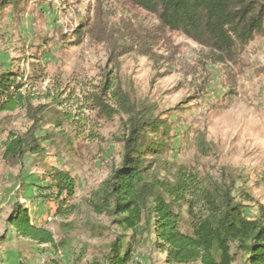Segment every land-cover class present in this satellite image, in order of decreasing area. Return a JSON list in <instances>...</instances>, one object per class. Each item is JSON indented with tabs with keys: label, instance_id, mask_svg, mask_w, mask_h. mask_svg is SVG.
Segmentation results:
<instances>
[{
	"label": "rangeland",
	"instance_id": "1",
	"mask_svg": "<svg viewBox=\"0 0 264 264\" xmlns=\"http://www.w3.org/2000/svg\"><path fill=\"white\" fill-rule=\"evenodd\" d=\"M85 21L101 24L112 34L118 31L122 38L158 24L151 14L119 0H80L75 5L32 0L0 17L4 36L0 72L24 70L22 91L34 108L47 106L38 136L53 134L43 143L45 157L27 156L22 166H12L3 160V143L10 133L25 134L33 121L25 109L0 113V264H88L114 240L110 232L93 235L90 229L108 225L105 217L92 212L90 200L118 166L122 152L123 117L101 119L87 102L107 76L110 81L116 78L135 103L155 108L154 115L172 123L165 160L196 168L203 175L220 176L226 169L237 180L241 177L237 187L243 186L253 198L245 203L247 216L261 215L264 36L242 52L237 67L209 62L206 50L178 33L169 34L170 41L155 50L161 57L158 61L130 53L111 63L102 34L85 33L79 45L71 44L73 32L83 30ZM59 102L61 110L81 114L82 132L69 123L63 126L65 136L55 128L51 111ZM201 137L207 142L206 153L198 148ZM52 169L68 172L75 180L76 195L67 205L73 208L70 215H58L54 200L40 199L48 191L38 187L39 180ZM19 205L29 207L36 223L52 232L57 248L19 239L6 229L7 219ZM60 243H65L64 248ZM134 260V264H168L164 251L140 249Z\"/></svg>",
	"mask_w": 264,
	"mask_h": 264
},
{
	"label": "trees",
	"instance_id": "2",
	"mask_svg": "<svg viewBox=\"0 0 264 264\" xmlns=\"http://www.w3.org/2000/svg\"><path fill=\"white\" fill-rule=\"evenodd\" d=\"M31 1L0 0V17L7 9L18 10ZM61 1L75 5L80 0ZM119 1L151 14L157 26L122 38L118 31L112 34L101 24L91 26L85 21L83 30L73 32L71 44L79 45L85 33L102 34L110 48L111 63L130 53L158 61L161 57L155 50L170 41L169 34L178 33L206 50L209 62L237 67L242 52L264 36V0ZM24 75L19 68L18 72L13 68L0 72V113L25 109L33 121L25 134L10 133L3 143V160L12 166H22L27 156L45 157L43 143L53 138L49 132L44 138L38 136L47 106L34 108L30 96L22 91ZM109 79L107 76L87 102L101 119L123 117L122 152L120 163L90 200L92 212L105 217L108 225L90 229L93 235L110 232L115 238L88 264H134L140 249L164 251L168 264H264V209L257 217L247 216L245 203L253 198L243 186L237 187L241 177L237 180L226 169L220 176L203 175L196 168L165 160L172 123L154 115L155 108L135 103L116 78ZM61 105L55 104L51 111L55 128L65 136L63 126L69 123L82 132L81 114L74 116L61 110ZM198 148L202 153L209 151L204 137L199 138ZM48 173L39 180L38 187L48 191L40 199L54 200L58 215H70L73 208L67 205L77 190L74 178L60 170ZM6 229L19 239L57 248L52 232L36 223L29 207H16Z\"/></svg>",
	"mask_w": 264,
	"mask_h": 264
}]
</instances>
